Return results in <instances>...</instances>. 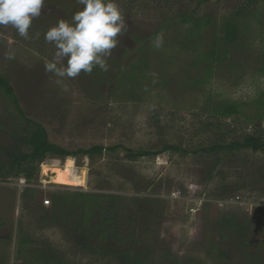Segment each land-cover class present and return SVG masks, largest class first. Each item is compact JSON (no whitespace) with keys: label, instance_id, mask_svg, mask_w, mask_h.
Returning <instances> with one entry per match:
<instances>
[{"label":"rangeland","instance_id":"1","mask_svg":"<svg viewBox=\"0 0 264 264\" xmlns=\"http://www.w3.org/2000/svg\"><path fill=\"white\" fill-rule=\"evenodd\" d=\"M115 2L127 33L109 70L74 79L45 72L44 34L77 0H45L28 39L0 26L17 100L0 89V264H264V148L202 150L264 135V0ZM225 103L238 112L219 116ZM27 119L64 148L104 149L14 176Z\"/></svg>","mask_w":264,"mask_h":264},{"label":"clouds","instance_id":"2","mask_svg":"<svg viewBox=\"0 0 264 264\" xmlns=\"http://www.w3.org/2000/svg\"><path fill=\"white\" fill-rule=\"evenodd\" d=\"M83 9L73 14L71 22L59 20L44 34L47 43L54 45L52 61L44 70L58 78H77L82 72L91 74L94 68L107 72L108 59L127 33V22L115 0H77ZM45 0H0V26L11 25L24 39L34 18L39 17ZM163 38L154 43L160 47ZM11 59V56L7 57Z\"/></svg>","mask_w":264,"mask_h":264},{"label":"trees","instance_id":"3","mask_svg":"<svg viewBox=\"0 0 264 264\" xmlns=\"http://www.w3.org/2000/svg\"><path fill=\"white\" fill-rule=\"evenodd\" d=\"M234 30L235 27L232 23H229L227 25V38L231 39L234 36ZM0 89L3 91V93L7 96L12 97L13 102L16 105V97L14 96L13 90L11 86L9 85V82L2 77L0 74ZM262 101H259V103L263 107V116H264V93L261 94ZM215 112L221 116H230L234 115L238 112L237 104L236 103H225L218 105L215 109ZM27 122L32 126L30 131L28 132V137L26 139V143L29 147V151L27 153L14 155L12 154V164L15 167L14 176H18L19 174H23L24 177L29 180L33 176V171L26 170L23 168V164H31L33 162H39L41 161L47 154H53L56 156H72L76 154H84V155H92L95 153H100L103 151V147L101 145H91L88 148H76L74 150H70L67 148H64L60 145L54 144L50 141H48L46 132L44 128L38 124L35 123L32 120H28ZM240 148H250L252 150H258L264 148V135L262 134V131L255 130L250 133H246L241 141L238 140H232L227 144H215L211 145L209 147L203 148L202 150L205 151H212V150H234V149H240ZM151 154L150 151H139L137 154L130 156L131 158H134L138 155H148ZM135 264V263H134Z\"/></svg>","mask_w":264,"mask_h":264},{"label":"built area","instance_id":"4","mask_svg":"<svg viewBox=\"0 0 264 264\" xmlns=\"http://www.w3.org/2000/svg\"><path fill=\"white\" fill-rule=\"evenodd\" d=\"M236 198H237V197H236ZM46 202H48V201H46ZM46 202H45V203H46Z\"/></svg>","mask_w":264,"mask_h":264}]
</instances>
